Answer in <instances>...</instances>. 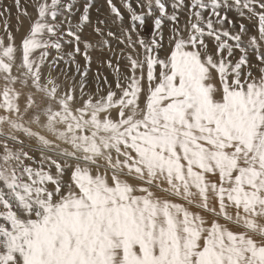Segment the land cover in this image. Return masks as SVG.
<instances>
[{
    "label": "snow or ice",
    "instance_id": "snow-or-ice-1",
    "mask_svg": "<svg viewBox=\"0 0 264 264\" xmlns=\"http://www.w3.org/2000/svg\"><path fill=\"white\" fill-rule=\"evenodd\" d=\"M0 264H264V0H0Z\"/></svg>",
    "mask_w": 264,
    "mask_h": 264
},
{
    "label": "rangeland",
    "instance_id": "rangeland-1",
    "mask_svg": "<svg viewBox=\"0 0 264 264\" xmlns=\"http://www.w3.org/2000/svg\"><path fill=\"white\" fill-rule=\"evenodd\" d=\"M5 3H7L8 5H11L12 4V0H5ZM117 3H118V0H117ZM13 15H15V10H13ZM11 23L14 25L15 24V19H13L11 21Z\"/></svg>",
    "mask_w": 264,
    "mask_h": 264
}]
</instances>
